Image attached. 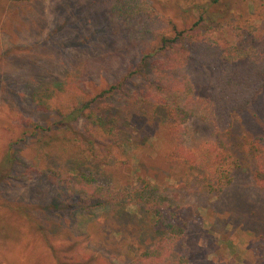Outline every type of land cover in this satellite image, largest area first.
Masks as SVG:
<instances>
[{
  "label": "rangeland",
  "instance_id": "rangeland-1",
  "mask_svg": "<svg viewBox=\"0 0 264 264\" xmlns=\"http://www.w3.org/2000/svg\"><path fill=\"white\" fill-rule=\"evenodd\" d=\"M221 2L208 13L223 23L211 34L213 40L230 38L227 28L235 26L224 61L263 48L264 0ZM208 4L0 0V264H130L165 234L154 227L146 210L149 202L161 204L179 220L170 232L183 237L190 250L185 264L260 263L254 246L264 239V188L253 179L252 161L244 162L220 194H211L179 165L166 161L174 141L162 128L145 118L130 119L124 125L123 153L130 164L124 175L117 173V181L138 192L150 181L154 189L144 192L145 200L138 199L139 193L132 201L125 196L110 210L94 213L78 209L80 198L98 188L121 196L115 188L119 184L112 186L102 171L95 177L88 174L90 168L78 179L58 151L46 158L36 154L38 147L49 149V134L41 127L55 120L52 111L33 101L36 91L76 79L99 93L122 79L126 66L140 59L143 50L151 49V28L159 16L192 23ZM126 89L134 93L137 87L130 82ZM123 99L117 94L113 100ZM82 124L80 119L76 129ZM184 128L182 143L196 152L219 137L205 111L191 116ZM69 131L60 127L52 135L65 138L73 134ZM240 135L264 136L262 95L236 118L232 140Z\"/></svg>",
  "mask_w": 264,
  "mask_h": 264
},
{
  "label": "trees",
  "instance_id": "trees-1",
  "mask_svg": "<svg viewBox=\"0 0 264 264\" xmlns=\"http://www.w3.org/2000/svg\"><path fill=\"white\" fill-rule=\"evenodd\" d=\"M221 1L209 0L192 23L157 17L151 28V49L143 50L140 59L126 66L122 79L99 93L87 90L76 79H68L33 94V101L55 116L50 125L41 127L49 134L45 139L49 149L36 148L37 156L46 158L51 151H58L78 179L85 178V168H90L88 174L95 177L102 171L112 186L119 184L115 188L121 196L102 193L98 188L80 198L79 210H110L125 196L132 201L139 193L138 199L145 200L144 192L154 189L150 181L139 192L117 181V173L124 175L130 164L123 157L127 142L124 125L136 118L151 121L173 139L174 145L165 154L166 161L179 165L203 190L220 194L233 182L235 172L247 165V160L252 161L255 183L264 188V136L240 135L232 140L238 115L260 95L264 97V47L231 63L224 61V50L236 36L235 26L230 23L227 28L230 38L213 40L211 34L223 23L208 13L209 7ZM137 77L140 82H134ZM130 82L137 87L134 93L126 89ZM117 94L124 96L118 103L113 100ZM202 111L211 118L219 137L196 152L182 143V132L189 118ZM80 119L82 129L77 130L75 124ZM60 127L69 128L73 134L56 138L52 134ZM146 210L154 219V227L163 229L165 234L155 246L144 248L130 264H185L190 250L184 246L183 237L170 232L179 220L159 203H147ZM255 244L260 255L258 264H264V239Z\"/></svg>",
  "mask_w": 264,
  "mask_h": 264
}]
</instances>
